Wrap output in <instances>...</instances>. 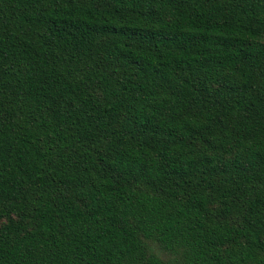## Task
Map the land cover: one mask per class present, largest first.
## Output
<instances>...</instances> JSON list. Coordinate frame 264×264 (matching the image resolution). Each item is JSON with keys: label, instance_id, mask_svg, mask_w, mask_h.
<instances>
[{"label": "trees", "instance_id": "trees-1", "mask_svg": "<svg viewBox=\"0 0 264 264\" xmlns=\"http://www.w3.org/2000/svg\"><path fill=\"white\" fill-rule=\"evenodd\" d=\"M0 264H264V0H0Z\"/></svg>", "mask_w": 264, "mask_h": 264}]
</instances>
